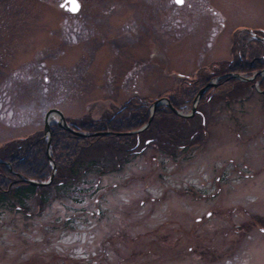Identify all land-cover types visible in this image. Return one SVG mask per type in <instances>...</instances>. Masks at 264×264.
Here are the masks:
<instances>
[{
	"label": "rangeland",
	"instance_id": "374dc122",
	"mask_svg": "<svg viewBox=\"0 0 264 264\" xmlns=\"http://www.w3.org/2000/svg\"><path fill=\"white\" fill-rule=\"evenodd\" d=\"M60 1L0 0V96L17 110L0 122V145L54 109L95 124L128 100L174 94L185 121L199 72L228 63L233 40L250 49L241 27L264 37V0H80L71 14ZM252 86L216 88L203 127L155 125L189 132L186 149L177 138L161 147L150 123L119 170L100 160L79 193L0 208V264H264V97Z\"/></svg>",
	"mask_w": 264,
	"mask_h": 264
},
{
	"label": "trees",
	"instance_id": "16d2710c",
	"mask_svg": "<svg viewBox=\"0 0 264 264\" xmlns=\"http://www.w3.org/2000/svg\"><path fill=\"white\" fill-rule=\"evenodd\" d=\"M25 77L22 76L21 79ZM6 85L7 83L0 82V89H3ZM2 96H0V122L12 120L15 111L17 112L12 103L9 100H5ZM175 99L174 101H177ZM171 103L174 107L179 105L178 103L175 104L172 100ZM145 106V103L128 100L122 107L119 106L118 109L112 112L107 111L102 119L95 124H90L87 120H80V122H72L70 124L75 129L91 130L94 132L108 130L119 132L134 129L140 127L147 120L148 112H146ZM156 111L158 112V115H156L158 117L152 119L150 128L146 130V132L153 130L156 133V143L160 141L159 145L162 147L172 139L177 138L180 141L187 139L189 132L180 134L177 128L165 132L162 131V128L155 127L159 121L171 123V127L181 126L179 122L183 121L186 123V121L174 118L176 116L167 109L158 108ZM86 123L88 124L87 126ZM36 124L34 132L30 133L32 134L31 136L29 134L22 138L8 139L0 145V159L12 164V170H9V167L4 163L0 164V208L6 207L12 209L18 206V210L24 209L23 202L34 196L37 198V203L40 206L44 205L45 197L49 195L51 188L54 190L55 195L72 192L79 193L80 190L73 191L72 187H76L79 183L87 184V180L85 178L83 180L82 178L90 170L92 171L93 167H99L100 163L98 164V162L100 160L108 159L109 163L106 167H109V170H119L121 162L126 161L129 157L127 155L133 151L131 150L132 145L135 147V137L133 135L89 137L90 140L87 141L80 137H74L69 132H64L60 127L53 125L51 129L52 142L50 149L51 158L57 164V172L52 179L51 185H47L46 187L34 186L21 182L14 169L19 170L23 177L26 176L35 181L46 180V177L50 173L48 160H46L45 156L46 141L42 139L41 122L38 125L39 127ZM141 135L140 133L138 140L146 137ZM130 138L133 139L130 140ZM129 140L133 142H131V145L128 143ZM185 141L183 140V142ZM96 172H99V170H96ZM99 173L101 174V172Z\"/></svg>",
	"mask_w": 264,
	"mask_h": 264
},
{
	"label": "flooded vegetation",
	"instance_id": "af4514ba",
	"mask_svg": "<svg viewBox=\"0 0 264 264\" xmlns=\"http://www.w3.org/2000/svg\"><path fill=\"white\" fill-rule=\"evenodd\" d=\"M80 8H81V1L79 0V8H78L79 11L81 10ZM67 12H69V11H67ZM233 37L235 39L236 36H233ZM260 38H262V37H260ZM262 39H264V37ZM253 40H254L253 43L252 42L249 43L250 44L249 50H245L247 48L248 44H246L245 41L243 42V44H244L243 49L246 51V52H244V54H243V50L240 49L238 47V44H236V42L233 40V43H232L233 48H234L233 54L235 56L233 55L232 59H230L228 61V63L227 62H222V63L218 62L217 64L211 65L212 68L210 71L203 70V71H201V73L199 72L198 77L193 81V83H195V81H197V83H196L197 85L192 84V87L193 88L195 87V91L193 92L192 97H194V95L199 90L203 89L202 90L203 92L200 95V97L198 98L199 100H198V103L196 105L197 107H195V109H193V111L191 110L192 112H190V114H188V117L185 118L186 123L199 121L196 125H194L192 127L193 129H196L195 127H200V126L203 127L204 122H205V119H203V118H205V111H206L205 109L207 108L205 106V103H208L209 102L208 100H210V98H211V100L215 99V97H212V96H215V94H214L215 89L218 87H221L223 84L229 83L231 85L232 90L234 89V87L236 90H248L250 88L253 90L254 86H252V83L257 81V82H260V86L262 87V90L264 91V42L260 41V39H255V36H254ZM233 74H238L241 77L245 78L246 80H245V82H243L244 84L241 81H239L237 79V77H234V76L232 77ZM212 79L215 80L214 81L215 83H213V82L210 83V81H212ZM190 86H191V84L189 83L187 87L189 88ZM243 93H245V91ZM173 96L174 95H172L169 100L170 101L172 100L175 104L178 103L177 101L173 100ZM191 99H193V98H191ZM191 99H190V97L188 98V100H190V101H191ZM217 99H218L217 100V102H218L219 98H217ZM224 100H226V99L224 98ZM224 100L221 103H223ZM201 131L203 132V130H201ZM196 134L197 133H194L193 137ZM136 142H138L137 137H136ZM145 142H147V141L145 140ZM188 143H190V142H186V141L183 142L182 143L183 145H181L182 147L180 149H183V147L184 148L190 147V144H188ZM215 180L217 182V179H215Z\"/></svg>",
	"mask_w": 264,
	"mask_h": 264
},
{
	"label": "water",
	"instance_id": "95a60500",
	"mask_svg": "<svg viewBox=\"0 0 264 264\" xmlns=\"http://www.w3.org/2000/svg\"><path fill=\"white\" fill-rule=\"evenodd\" d=\"M68 2V4H69V9H71L73 12H76L77 10H78V2H77V0H63L62 2H60V4H59V6H62L63 8H65L66 9V7H65V5H66V3ZM201 92L202 91H200L198 94H197V96L194 98V102H196L197 100V98H198V96L201 94ZM158 103L159 102H155L154 104H153V106L155 107L156 105H158ZM172 111H174L175 113H177V111H175V110H173L172 109ZM152 113V112H151ZM44 125H43V128H44V136L46 137V139H47V144H46V149H47V157H48V159H49V156H48V154H49V145H50V141H51V138H50V133H49V128H48V126H49V124L51 123V119H53L55 122H56V124L59 126V127H61L62 129H66V130H68V131H70L71 133H73L74 135H79V136H85V135H87L86 133H82V132H75V131H73L70 127H68L67 125H66V122H64V118L62 117V115L59 113V111H57L56 109H54V110H49V111H47L46 113H45V115H44ZM151 117V116H150ZM150 120V119H149ZM141 129H143V127H141L139 130H137V131H140ZM136 131V132H137ZM103 134H106V133H103ZM50 160V159H49ZM52 170H53V165H52ZM24 182L26 181V182H29L30 184H33V185H46L48 182H49V179H48V181L46 182V183H38V182H34L33 180H30V179H28V178H25L24 180H23Z\"/></svg>",
	"mask_w": 264,
	"mask_h": 264
},
{
	"label": "snow or ice",
	"instance_id": "6c2138e0",
	"mask_svg": "<svg viewBox=\"0 0 264 264\" xmlns=\"http://www.w3.org/2000/svg\"><path fill=\"white\" fill-rule=\"evenodd\" d=\"M177 3H182V0H177Z\"/></svg>",
	"mask_w": 264,
	"mask_h": 264
}]
</instances>
